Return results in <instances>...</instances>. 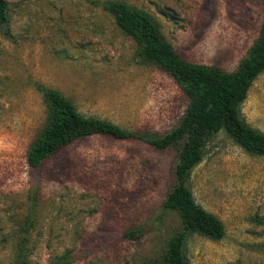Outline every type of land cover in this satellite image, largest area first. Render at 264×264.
Returning a JSON list of instances; mask_svg holds the SVG:
<instances>
[{
	"label": "rangeland",
	"instance_id": "1",
	"mask_svg": "<svg viewBox=\"0 0 264 264\" xmlns=\"http://www.w3.org/2000/svg\"><path fill=\"white\" fill-rule=\"evenodd\" d=\"M0 22V264H157L181 230L162 201L173 185L176 147L91 135L35 168L25 153L45 121L42 88L83 116L128 131L163 134L187 99L144 60L102 4L147 13L183 59L233 70L257 37L264 0H5ZM241 118L264 134V70ZM187 185L223 236L186 235L189 264H264V156L210 134Z\"/></svg>",
	"mask_w": 264,
	"mask_h": 264
},
{
	"label": "trees",
	"instance_id": "2",
	"mask_svg": "<svg viewBox=\"0 0 264 264\" xmlns=\"http://www.w3.org/2000/svg\"><path fill=\"white\" fill-rule=\"evenodd\" d=\"M102 6L113 16L120 31L135 42L140 56L172 78L187 99L185 110L177 125L163 134L128 131L110 121L83 116L58 91L42 88L45 121L26 150V164L35 168L75 140L91 135L137 139L157 150L176 147L173 185L162 207L177 213L181 230L168 237L157 264H189L182 254L187 234L197 232L214 240L223 236L221 221L195 203L187 185L191 169L202 157L206 138L224 129L245 151L264 156V134L252 129L239 112L249 86L264 70V16L257 37L236 67L228 71L183 59L159 35L147 13L120 1H105ZM5 10L6 1L0 0V22L5 18Z\"/></svg>",
	"mask_w": 264,
	"mask_h": 264
}]
</instances>
